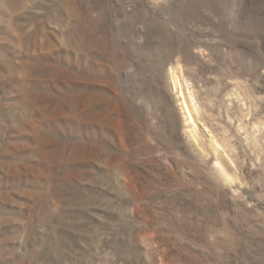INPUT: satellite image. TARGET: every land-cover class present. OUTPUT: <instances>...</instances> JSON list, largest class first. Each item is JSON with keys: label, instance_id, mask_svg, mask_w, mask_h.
<instances>
[{"label": "rangeland", "instance_id": "obj_1", "mask_svg": "<svg viewBox=\"0 0 264 264\" xmlns=\"http://www.w3.org/2000/svg\"><path fill=\"white\" fill-rule=\"evenodd\" d=\"M0 264H264V0H0Z\"/></svg>", "mask_w": 264, "mask_h": 264}]
</instances>
